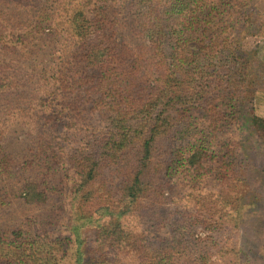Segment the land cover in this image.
<instances>
[{
    "label": "trees",
    "instance_id": "1",
    "mask_svg": "<svg viewBox=\"0 0 264 264\" xmlns=\"http://www.w3.org/2000/svg\"><path fill=\"white\" fill-rule=\"evenodd\" d=\"M40 5L48 16L21 21ZM243 6L244 0H0V209L13 199H47L36 182L19 186L17 170L36 160L67 165L77 243L88 227L99 247L137 264H212L211 252L197 243L207 233L225 238V246L215 245L221 264H239L235 238L247 210L255 212L254 232H264V200L255 194L246 202L247 178L227 153L217 155L208 189L190 178L165 238L155 241L138 222L176 194L180 163L192 176L215 157L200 145L183 157L190 126L219 130L225 108L264 78V34L243 47ZM260 21L264 33V15ZM250 129L264 143L263 115ZM22 136L31 146L17 164L7 149ZM36 224L26 220L0 232V264H64L65 240L30 234Z\"/></svg>",
    "mask_w": 264,
    "mask_h": 264
},
{
    "label": "rangeland",
    "instance_id": "2",
    "mask_svg": "<svg viewBox=\"0 0 264 264\" xmlns=\"http://www.w3.org/2000/svg\"><path fill=\"white\" fill-rule=\"evenodd\" d=\"M16 12L19 10H14L13 13ZM48 15L49 9L40 5L35 12L33 9L25 11L21 21L33 19L40 22L42 17ZM244 15L247 16L248 23L242 44L247 49L249 44L253 45V42H258L264 34L260 31V23L262 22L260 20L264 15V0H244ZM223 16L225 21L229 17L227 12H224ZM9 22L15 25L11 19ZM227 29L230 34H234L232 28ZM55 46L56 43H51L49 48ZM42 53H47V50H42ZM53 63L56 64L57 61ZM254 87L253 89L256 90H241L237 102L225 108L227 112L226 122L219 130L211 131L210 126L203 122L190 126V141L182 149L183 157L199 145L207 148L210 154H214L215 157H210L201 169L193 172L192 176L185 174L184 166L180 163L177 169L176 194L173 197L161 199L159 207L152 215L139 220V229L148 233L155 241L168 235L169 220L179 207V201L189 185L190 178L203 187L209 188V182L217 166V155L227 153L226 156L232 158L233 170H237L238 173L246 176L248 190L243 191V195L247 197L246 202H251L255 198V194L264 200V143L255 138L250 129L251 120L255 116L264 114V78L259 80ZM228 144L230 145L228 146ZM30 146L31 142L22 136L19 140L14 141L7 151L13 153L14 157L18 159L15 162L19 164V161L24 159L23 157L29 155ZM47 165H51V167L49 168ZM17 174L16 180H18L19 186L20 183L26 181L36 182L41 189L46 190L47 199L44 203L33 205L26 204L20 199H13L7 208L0 209V232L18 229V226L26 220L37 221L30 234L42 235L46 231L52 241H55L54 238L57 236H59L58 241L65 240L64 247L61 244V252H65L64 264H77L78 257H81L83 264H118L121 258L128 263L137 264V259L124 257L123 254L111 249L99 247L95 242L94 232L91 228H80L81 239L80 243H77V238L73 232L76 222L74 221L72 203H75V200L74 195L69 192L72 186L70 177L73 176V173L69 171L67 165L65 169H60L58 164L51 162L40 164V161L36 160V164L32 168L17 170ZM183 176H187V178H183ZM260 205V215L263 219L264 202ZM84 210L86 213L93 211V209L92 211ZM255 220V212L251 213L247 210L246 219L241 226L242 229H239L235 238L240 249L237 254L238 257L240 254L239 264H264V232H261V235L254 232L253 222ZM129 226L133 228L130 224ZM199 235L197 234V236ZM197 243H202V246L211 252L212 264H221L219 255L214 254V252L216 250L215 245L218 247L225 246L223 236L205 233L199 237Z\"/></svg>",
    "mask_w": 264,
    "mask_h": 264
},
{
    "label": "flooded vegetation",
    "instance_id": "3",
    "mask_svg": "<svg viewBox=\"0 0 264 264\" xmlns=\"http://www.w3.org/2000/svg\"><path fill=\"white\" fill-rule=\"evenodd\" d=\"M82 245V244H81ZM78 255L80 256V254L78 253ZM77 264H83L81 257H78L76 260ZM118 264H132V263H128L125 259H119Z\"/></svg>",
    "mask_w": 264,
    "mask_h": 264
},
{
    "label": "crops",
    "instance_id": "4",
    "mask_svg": "<svg viewBox=\"0 0 264 264\" xmlns=\"http://www.w3.org/2000/svg\"><path fill=\"white\" fill-rule=\"evenodd\" d=\"M263 116H264V114H263Z\"/></svg>",
    "mask_w": 264,
    "mask_h": 264
}]
</instances>
